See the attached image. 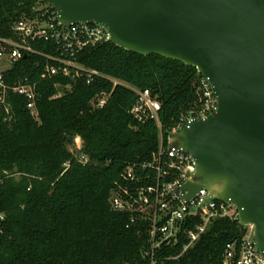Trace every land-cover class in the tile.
Masks as SVG:
<instances>
[{
    "label": "trees",
    "instance_id": "obj_1",
    "mask_svg": "<svg viewBox=\"0 0 264 264\" xmlns=\"http://www.w3.org/2000/svg\"><path fill=\"white\" fill-rule=\"evenodd\" d=\"M38 2L0 0V37L16 39L14 24ZM32 45L57 55L50 42ZM76 59L101 76L90 84L85 78L77 84L69 77L43 78L52 62L38 53L5 73L10 84H36L38 116L14 93L12 121L0 116V264H149L145 228H128L130 215L110 205L113 190L131 185L123 176L127 167L150 161L159 145L157 123L131 113L133 88L150 89L159 100L167 138L197 108L201 75L180 61L142 56L111 41L83 49ZM102 95L106 104L95 106ZM76 138L82 148L73 151ZM81 154L88 163L79 161ZM243 231L238 221L215 220L194 247L166 264H222L227 245Z\"/></svg>",
    "mask_w": 264,
    "mask_h": 264
},
{
    "label": "water",
    "instance_id": "obj_2",
    "mask_svg": "<svg viewBox=\"0 0 264 264\" xmlns=\"http://www.w3.org/2000/svg\"><path fill=\"white\" fill-rule=\"evenodd\" d=\"M42 1L63 25H103L116 46L180 61L208 78L217 110L170 134L169 146L197 162L186 198L205 186L232 201L264 252V0Z\"/></svg>",
    "mask_w": 264,
    "mask_h": 264
},
{
    "label": "built area",
    "instance_id": "obj_3",
    "mask_svg": "<svg viewBox=\"0 0 264 264\" xmlns=\"http://www.w3.org/2000/svg\"><path fill=\"white\" fill-rule=\"evenodd\" d=\"M14 32L16 39L0 37V116L5 122L13 119L10 93L24 96L28 108L38 116L36 84L27 79L10 84L5 77L14 63L30 53L43 55L52 62L45 67L43 78H85L90 84L97 76H101L98 71L80 64L76 58L87 47L111 41V34L103 25L90 22L63 25L59 21L57 9L52 4L39 0L29 14H24L14 24ZM37 41L54 44L57 55L37 52L32 45ZM4 60L10 63L7 69L1 67ZM133 90L137 94V101L131 113L140 121L154 120L157 123L160 131L159 145L150 161L127 167L123 176L131 185H120L113 190L110 205L113 210L130 215L128 228L135 225L145 228L148 245L143 255L148 263L166 264L180 259L194 247L215 220L229 218L242 224L240 211L232 201L216 198L205 186L187 199L188 191L184 186L195 183L196 159L183 149L169 146L170 134L181 131L188 122L206 118L217 110V98L208 78L201 75L198 81L197 108L188 115H183L167 138L163 134L159 118V100L150 89ZM107 99V95H102L93 104L103 107ZM81 148L82 141L79 149ZM79 161L86 164L89 158L81 154ZM137 170L140 171L139 174ZM243 227L240 240L227 245L222 264H264V252L255 242V225Z\"/></svg>",
    "mask_w": 264,
    "mask_h": 264
},
{
    "label": "rangeland",
    "instance_id": "obj_4",
    "mask_svg": "<svg viewBox=\"0 0 264 264\" xmlns=\"http://www.w3.org/2000/svg\"><path fill=\"white\" fill-rule=\"evenodd\" d=\"M1 67L4 68V69H7L10 67V63L6 60H4L2 63H1ZM81 146V140L79 138H76L75 139V147H71L72 150H75V148L79 149V147Z\"/></svg>",
    "mask_w": 264,
    "mask_h": 264
}]
</instances>
